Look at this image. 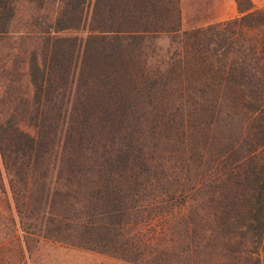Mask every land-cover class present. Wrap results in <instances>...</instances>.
I'll return each instance as SVG.
<instances>
[{
  "label": "trees",
  "instance_id": "obj_1",
  "mask_svg": "<svg viewBox=\"0 0 264 264\" xmlns=\"http://www.w3.org/2000/svg\"><path fill=\"white\" fill-rule=\"evenodd\" d=\"M234 1L0 0V264H264V6Z\"/></svg>",
  "mask_w": 264,
  "mask_h": 264
},
{
  "label": "rangeland",
  "instance_id": "obj_2",
  "mask_svg": "<svg viewBox=\"0 0 264 264\" xmlns=\"http://www.w3.org/2000/svg\"><path fill=\"white\" fill-rule=\"evenodd\" d=\"M252 1L257 7L264 6V0ZM180 12L182 29L204 26L238 15L234 0H180ZM161 44L165 46L167 42L162 41ZM7 197L10 198L9 194ZM10 235L11 222L3 227L0 221V238L7 239ZM27 260L28 264H131L110 255L51 240L37 242Z\"/></svg>",
  "mask_w": 264,
  "mask_h": 264
}]
</instances>
